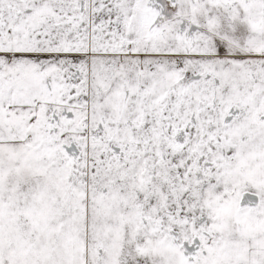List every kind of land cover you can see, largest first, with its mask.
Here are the masks:
<instances>
[{
  "label": "snow or ice",
  "instance_id": "6c2138e0",
  "mask_svg": "<svg viewBox=\"0 0 264 264\" xmlns=\"http://www.w3.org/2000/svg\"><path fill=\"white\" fill-rule=\"evenodd\" d=\"M0 264H264V0H0Z\"/></svg>",
  "mask_w": 264,
  "mask_h": 264
}]
</instances>
